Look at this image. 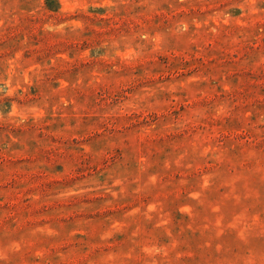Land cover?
<instances>
[{
	"label": "rangeland",
	"instance_id": "obj_1",
	"mask_svg": "<svg viewBox=\"0 0 264 264\" xmlns=\"http://www.w3.org/2000/svg\"><path fill=\"white\" fill-rule=\"evenodd\" d=\"M0 264H264V0H0Z\"/></svg>",
	"mask_w": 264,
	"mask_h": 264
}]
</instances>
